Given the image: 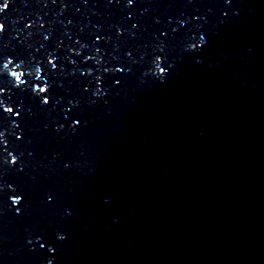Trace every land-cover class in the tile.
<instances>
[{
	"label": "water",
	"instance_id": "water-1",
	"mask_svg": "<svg viewBox=\"0 0 264 264\" xmlns=\"http://www.w3.org/2000/svg\"><path fill=\"white\" fill-rule=\"evenodd\" d=\"M0 7V264H264V0Z\"/></svg>",
	"mask_w": 264,
	"mask_h": 264
},
{
	"label": "snow or ice",
	"instance_id": "snow-or-ice-1",
	"mask_svg": "<svg viewBox=\"0 0 264 264\" xmlns=\"http://www.w3.org/2000/svg\"><path fill=\"white\" fill-rule=\"evenodd\" d=\"M3 7H7V3H5V5ZM3 7H0V11H3ZM2 30H3V25H0V31H2ZM8 63H11V61H9ZM50 63H52V62L50 61ZM6 66H8L7 63L4 65V67H6ZM23 76H24V72H19V73H17V74L14 75L15 82H16L17 85H23L24 84ZM36 76H37V78H39V70H37ZM47 91H48V89L46 87H39L37 89V92L39 94L46 95L47 94ZM43 103L47 104L48 103V100L45 99L43 101ZM5 111L8 112V113H11L12 112V108H6ZM12 163L13 164L16 163L15 159L12 160ZM19 202L20 201L18 199L17 200H13V203L14 204H18Z\"/></svg>",
	"mask_w": 264,
	"mask_h": 264
},
{
	"label": "clouds",
	"instance_id": "clouds-1",
	"mask_svg": "<svg viewBox=\"0 0 264 264\" xmlns=\"http://www.w3.org/2000/svg\"><path fill=\"white\" fill-rule=\"evenodd\" d=\"M63 239H64V237H63Z\"/></svg>",
	"mask_w": 264,
	"mask_h": 264
}]
</instances>
